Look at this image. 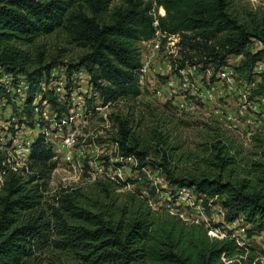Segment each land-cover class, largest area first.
<instances>
[{
	"label": "trees",
	"instance_id": "1",
	"mask_svg": "<svg viewBox=\"0 0 264 264\" xmlns=\"http://www.w3.org/2000/svg\"><path fill=\"white\" fill-rule=\"evenodd\" d=\"M233 1L0 0V100L17 117L6 130L14 138L16 125L40 128L25 165L18 166L10 155L12 138L0 140V264H264V249L240 248L229 236L211 237L203 223L185 222L164 206L152 205L159 190L142 172L147 165L162 171L167 183L162 191L171 197L179 187H194L204 195L207 212L220 205L224 221L239 219L249 237L264 231V146L257 158L244 161L218 133L207 140L205 152L191 159L196 170L185 172L175 165L182 164L183 155L177 154L180 144L171 139L170 129L159 122L148 126L143 114L111 113V141L122 159H134L139 177L98 178L89 191L61 192L48 210L41 206L58 162L42 131L49 123L34 107L48 103L58 120L69 112L72 88L65 84L63 101L47 88L53 68L62 64V51L47 55L40 39L63 32L67 43L81 50L67 73L82 68L89 76L84 118L92 119L98 104L141 95L138 42L153 35L155 2L165 10L160 28L181 33L182 54L211 67V81L230 55L242 54L235 72L246 81L257 79L249 99L260 102L264 72H255L254 66L264 63V15L250 11L246 19L232 8ZM254 40L260 48L253 49ZM22 80L26 90L22 105L16 106L9 87ZM135 183L142 187L122 190Z\"/></svg>",
	"mask_w": 264,
	"mask_h": 264
},
{
	"label": "rangeland",
	"instance_id": "2",
	"mask_svg": "<svg viewBox=\"0 0 264 264\" xmlns=\"http://www.w3.org/2000/svg\"><path fill=\"white\" fill-rule=\"evenodd\" d=\"M232 8L246 19H249L248 12L250 11L257 17H261L264 15V0H234ZM39 42L43 44L47 55L62 51L60 52L62 56L59 58L62 64L53 68L48 88L52 89L63 101L66 94L64 84L69 83L73 88L72 98L68 101L69 114L76 119V124H68L66 128L68 132H75L76 139L71 146L67 145L65 139H61L59 134L55 139H50L57 153L58 164L50 175L46 190L43 191L41 206L45 210H48V204L53 203L59 193H72L76 190L89 191L93 182L98 178L108 177L114 181V179L126 180L139 177L140 173L135 169L134 161L122 159L118 155L119 151L115 143L111 141L114 133L110 119L111 113H134L131 116L133 118H139L140 114H143L144 122L148 126L159 122L161 127L170 129L171 139L173 141L177 139L180 144L176 150L177 154L182 153L183 155L182 164L175 163V165H177V170L182 169L185 172L196 170L191 159L205 152L207 140L213 139L216 133L225 137L224 141H227L231 149L239 153L238 158L241 157L244 161L257 158L263 149L260 145L264 146V100L255 102L249 99L250 95L244 97L247 82L237 74L229 81H211L209 76L212 70L210 72L200 70L196 74V84L203 86V89L212 84L214 96L211 100L202 102L188 95L194 104H188L187 108L181 111L170 100L153 98L144 87L136 100L112 104L100 110L92 119H86L78 103L90 90L87 74L82 68L72 69L70 75L67 73V65L75 62L81 50L68 44L63 32L44 37ZM238 61L236 59L235 63ZM154 81L160 84L162 78L158 76ZM148 85H154V82ZM11 88L12 86L10 90L15 92V105L21 106L24 93L22 95ZM37 102L38 100L34 104ZM43 103L42 107L45 105ZM82 118L84 122L81 121ZM16 119L13 108L0 100V136L3 137L4 142L11 140L13 136L6 130L9 121ZM17 127L19 128L16 129L15 138L11 140L10 155L18 161L26 143H31L40 129L36 125L33 127L28 124L16 125L15 128ZM47 129L49 136L53 137L55 134L53 127L48 126ZM67 155L69 159L66 158ZM117 162L121 165L117 166L115 164ZM142 172L146 174L149 184L159 190L152 205L154 207L164 206L168 197V193L162 191L167 187L165 175L161 170L152 169L151 165L142 168ZM139 186L141 188L142 184H127L122 190L135 189ZM216 208L215 206L214 209ZM257 234L250 237L249 245L250 248L260 251L264 249V238Z\"/></svg>",
	"mask_w": 264,
	"mask_h": 264
},
{
	"label": "built area",
	"instance_id": "3",
	"mask_svg": "<svg viewBox=\"0 0 264 264\" xmlns=\"http://www.w3.org/2000/svg\"><path fill=\"white\" fill-rule=\"evenodd\" d=\"M150 13L153 16V35L149 39H142L138 42L140 66L138 68L137 77L138 86L141 93L145 87L147 88L145 90H147L153 98L163 99L166 101L170 100L180 111L186 109L188 104H194L193 101L188 98V95L197 101L204 102L206 100H211L214 96V86L211 84L210 87L206 89H203V86H198L196 84V74L200 70H203L204 72H210L212 68L208 66L203 68L202 64L197 62L196 56H193L190 59L184 57L182 52L185 51L186 48H183L181 43L182 36L180 32L169 33L167 31H163L160 28L159 17L165 14L163 6H157L154 2ZM253 46V49H257L261 47V44L259 41L254 40ZM241 58L242 54L230 55L227 58V65L220 67L215 72L216 79L229 81L230 78H233L237 74L234 69V64L238 63ZM236 59L239 61L235 63ZM254 71L264 72V63H257L254 66ZM212 74L213 70L210 72L209 77H211ZM86 76L88 82L89 76ZM156 76H160L162 78V82H160V84H157V82L154 81V79L157 80ZM50 79L51 77L49 78V81ZM152 82H154V85H148V83ZM246 82L247 88L243 93L244 97L252 94V90L256 87L257 79ZM48 87L49 82L47 88ZM11 89L16 90L23 95L24 90L26 89L25 81H20L16 87H12ZM71 94L72 91L69 93V100L72 98ZM258 97L261 100H264V96ZM84 103V99H81V102L78 103L83 111L85 110ZM43 104L45 105L41 109H39V107L36 105L34 107V111L35 113H40L42 119L47 121L49 126H52L54 129L53 131L55 134H53V137L49 136L47 127L42 130L44 131L47 139H49V141L50 139H55L56 135L59 134L61 135V139H65L66 144L71 146L76 139L75 132H68L66 131V128L68 124H76L75 117L70 115L68 112L67 115L60 117L58 120H54V116L51 114L49 104ZM109 106L110 103L105 105L98 104L96 109L99 112L100 110ZM81 121L84 122L83 118ZM36 126L39 128V124H36ZM0 140L4 142L3 137L1 136ZM29 146L30 143L27 142L26 146L23 148L24 151L21 153L20 159L17 161L18 166L26 164L28 160ZM66 158L69 159V155H67ZM124 160L134 161L131 156L124 158ZM203 196L204 195L198 193L194 187L182 186L175 189L173 197L168 194L167 202H165L164 206L171 214L179 216L185 222L203 223L208 228V235L211 237L221 239L223 237L229 236L237 243L240 248L246 249L249 245L250 239L246 233L247 226L241 224L239 219L233 220L231 222H225L224 212L220 205H215L217 207L216 209H214L215 206H212L209 212H207L204 205ZM211 223H220L221 225L214 226ZM257 235L261 238H264V231L259 232ZM222 259L225 260L224 257H222Z\"/></svg>",
	"mask_w": 264,
	"mask_h": 264
}]
</instances>
